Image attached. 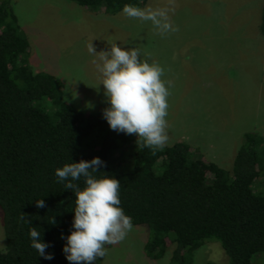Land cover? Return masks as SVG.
<instances>
[{"label":"trees","instance_id":"16d2710c","mask_svg":"<svg viewBox=\"0 0 264 264\" xmlns=\"http://www.w3.org/2000/svg\"><path fill=\"white\" fill-rule=\"evenodd\" d=\"M67 1L110 15L147 2ZM12 11L11 0H0V264H70L63 248L74 231L76 196L55 173L94 157L105 162L95 178L120 180V207L145 227L149 258L163 257L170 246L168 264H191L196 249L214 241L226 264H264V137L245 132L229 172L194 156L185 140L155 153L140 148L135 134L110 129L103 113L82 112L65 101L54 76L33 72ZM258 30L264 39V2ZM73 183L85 187L83 177ZM40 199L43 208L36 207ZM33 227L53 259L31 246Z\"/></svg>","mask_w":264,"mask_h":264},{"label":"rangeland","instance_id":"374dc122","mask_svg":"<svg viewBox=\"0 0 264 264\" xmlns=\"http://www.w3.org/2000/svg\"><path fill=\"white\" fill-rule=\"evenodd\" d=\"M264 0H174L171 21L179 30L163 36L150 21L86 10L67 0H11L19 30L26 36V60L33 72L60 81L63 98L82 112L103 113L109 107L101 74L89 54L113 43L137 48L144 59L165 69L171 80L168 141L185 140L194 156L231 170L242 135L264 137V39L258 25ZM169 6V0H147L144 7ZM126 155H124L125 157ZM147 231L133 223L125 239L106 245L94 264H168L149 258L143 244ZM0 224V248L3 247ZM226 264L220 245L205 241L191 264Z\"/></svg>","mask_w":264,"mask_h":264},{"label":"clouds","instance_id":"9594fccd","mask_svg":"<svg viewBox=\"0 0 264 264\" xmlns=\"http://www.w3.org/2000/svg\"><path fill=\"white\" fill-rule=\"evenodd\" d=\"M174 11V0H169V6L158 8L129 4L123 7L124 16L150 21L161 36L179 30L169 15ZM87 48L89 54L98 57L99 62L93 63L101 74L100 84L110 105L103 110L110 129L135 134L140 148L147 147L153 153L162 149L168 141L166 117L173 86L171 80L164 79L165 69L157 62L142 58L137 48L126 50L113 43L109 51L97 53L92 42ZM104 165V161L94 157L91 161L72 162L56 169L58 180L68 181L65 188L74 190L76 196L74 231L66 237L63 248L70 264H94L98 257H105L106 245L121 242L133 228L132 218L120 207V180L109 176L98 179L93 175ZM81 177L85 182L83 189L73 183ZM36 207H45L44 200L36 201ZM55 223L53 219L52 224ZM29 234L31 246L39 256L53 259L52 254L46 253L49 245L41 241V233L33 227Z\"/></svg>","mask_w":264,"mask_h":264}]
</instances>
